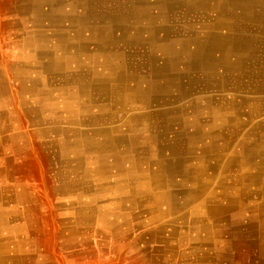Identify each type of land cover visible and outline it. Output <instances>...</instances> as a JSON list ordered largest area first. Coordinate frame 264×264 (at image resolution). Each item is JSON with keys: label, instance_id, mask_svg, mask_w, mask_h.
I'll return each mask as SVG.
<instances>
[{"label": "crops", "instance_id": "crops-1", "mask_svg": "<svg viewBox=\"0 0 264 264\" xmlns=\"http://www.w3.org/2000/svg\"><path fill=\"white\" fill-rule=\"evenodd\" d=\"M259 189L264 0H0V264Z\"/></svg>", "mask_w": 264, "mask_h": 264}, {"label": "rangeland", "instance_id": "rangeland-1", "mask_svg": "<svg viewBox=\"0 0 264 264\" xmlns=\"http://www.w3.org/2000/svg\"><path fill=\"white\" fill-rule=\"evenodd\" d=\"M243 191L231 196L235 204L207 208V215L224 212L209 223L200 220L203 203L166 218L151 219L145 208L112 243L104 232H35L31 237L42 252L31 264H264V203H248L251 193ZM215 192L214 201L228 198L222 189Z\"/></svg>", "mask_w": 264, "mask_h": 264}, {"label": "bare ground", "instance_id": "bare-ground-1", "mask_svg": "<svg viewBox=\"0 0 264 264\" xmlns=\"http://www.w3.org/2000/svg\"><path fill=\"white\" fill-rule=\"evenodd\" d=\"M64 38H65V37H64ZM123 89H124V88H123ZM181 94H182V93H181ZM219 118H220V117H219ZM219 118H218V119H219ZM211 144H212V143H211ZM212 147H213V146H212ZM110 156H111V155H110ZM115 157H116V156H115ZM2 242H3V241H2Z\"/></svg>", "mask_w": 264, "mask_h": 264}]
</instances>
